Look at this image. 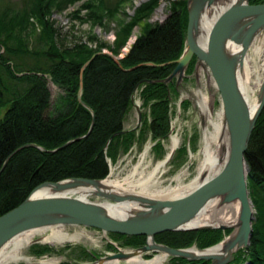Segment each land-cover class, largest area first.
<instances>
[{
	"label": "trees",
	"instance_id": "1",
	"mask_svg": "<svg viewBox=\"0 0 264 264\" xmlns=\"http://www.w3.org/2000/svg\"><path fill=\"white\" fill-rule=\"evenodd\" d=\"M77 1L26 0L22 6L11 8L4 7V0H0V169L16 149L38 147L24 148L6 163L0 174V216L20 205L43 183L74 178L104 180L110 172L109 162L115 165L145 134L158 141V148L170 132L171 102L178 92L174 81L167 85L161 81L170 75L175 67L172 62L185 48L187 0L171 2L169 15L156 24L148 20L160 0L147 1L129 21L118 23L111 45L91 35L87 42L67 47L58 41L50 18L53 11L61 12ZM125 1L87 0L81 9L86 11V22L103 28L105 20L114 19ZM248 1L250 5L264 3ZM80 12L76 10V18ZM135 27L141 28V34L119 57ZM193 66L194 61L187 73ZM80 79L81 100L87 108L77 100ZM48 83L62 93L53 105ZM136 95L149 115L147 119L142 114L139 129L127 127ZM91 113L94 123L89 135L52 153L88 133ZM245 160L255 222L249 247L239 251L230 264H264V108L251 134ZM229 232H165L154 240L173 249H205L221 242ZM111 236L130 249L142 247L146 241L144 236ZM47 251L50 249L46 247L33 253ZM169 263L209 264L178 258H169Z\"/></svg>",
	"mask_w": 264,
	"mask_h": 264
},
{
	"label": "water",
	"instance_id": "2",
	"mask_svg": "<svg viewBox=\"0 0 264 264\" xmlns=\"http://www.w3.org/2000/svg\"><path fill=\"white\" fill-rule=\"evenodd\" d=\"M229 1H231L230 5L216 19L210 30L205 47L200 46V22L204 12L218 3ZM144 2L146 0H141L137 7ZM186 10L184 51L179 59L172 62L175 64L174 69L161 83L167 85L175 81L178 90L187 77L186 73L192 61H194L192 72L194 75L197 76L199 71H203L213 81L221 104L222 123L228 136L227 158L220 173L207 180L206 175L203 174L200 178L201 183L194 190L180 198L170 200L155 199L135 193H117L102 184L106 178L104 180L74 178L56 183H43L37 186L20 205L0 216V251L24 233L63 226L85 227L99 230L104 234L146 238L142 247L129 251L119 250L109 256L97 258L92 264L129 261L148 253L187 262L230 264L239 251L249 247L256 212L247 183L248 165L245 153L255 124L264 108V77L256 92L257 107L252 113L240 90L239 78L248 51L259 36L264 37V3L250 5L248 0H187ZM93 57L83 66L81 72ZM81 94L82 79H80L77 100L86 107L81 100ZM135 110L138 116L137 127H139L141 112L138 108ZM91 115V126L85 136L68 141L51 152L55 153L88 136L94 123V114ZM200 119L203 127L204 120L201 116ZM28 147L38 148L35 145H25L16 149L5 160L0 174L13 155ZM173 153L174 151L171 152L166 163ZM47 187L51 188L54 194L35 196L37 191ZM83 191L87 198L94 197L102 202H92L87 198L75 196ZM214 200H220L221 205L236 204L237 222L230 226H193L194 219ZM125 203L134 204L135 207L122 216L113 214L107 206ZM212 229L223 232L230 230V232L221 242L205 249L196 247L173 249L154 240V236L165 232ZM218 247L219 249H216Z\"/></svg>",
	"mask_w": 264,
	"mask_h": 264
},
{
	"label": "rangeland",
	"instance_id": "3",
	"mask_svg": "<svg viewBox=\"0 0 264 264\" xmlns=\"http://www.w3.org/2000/svg\"><path fill=\"white\" fill-rule=\"evenodd\" d=\"M86 1L87 0L77 1L61 12L53 11L51 14L50 19L54 22V26L59 34L58 41L64 46L72 47L76 43L87 42L88 37L91 35H94L102 43L108 45L113 44L115 40V32L118 30V23L129 21L133 17L136 9L141 6L137 7L141 0L125 1L119 7L115 18L105 20V27L100 28L98 26L92 27L86 22V11L81 9L82 4L86 3ZM112 1L116 2V0ZM147 1L149 0H146V2ZM173 1L175 0H160L155 11L148 20V23H161L169 15V6ZM25 2L26 0H4L3 6L18 8L25 4ZM77 9H80L81 12L78 15L79 17L76 18L75 12ZM38 28L39 27L37 26L36 34L39 32ZM35 33L30 36L31 41L35 39ZM140 34L141 28L135 27L119 57H122L128 52L129 48H131ZM133 35H136V37L132 44L129 45V40ZM263 40L264 37H258L250 48L246 59H250L253 47L255 45H260ZM103 52L106 53L107 50L104 49ZM256 61L259 66V73H262L261 67L264 66V46L262 47L261 54ZM192 72L186 73L187 77L179 86L178 94L171 102V137L174 136L178 138V146L174 150L171 159L157 175L161 187H166L167 185L175 186L177 182L173 181V179L179 174H182L180 177V184L182 185L190 183L196 175L198 162L200 160L199 152L202 144V125L198 110L199 107L197 105V91H204L205 97L210 103L209 110L213 115L218 113L221 108L218 93L211 85L209 75L206 72L199 71L196 76ZM263 76L264 73L262 74V79ZM48 87L53 105L62 93L51 83H48ZM258 88L259 86L257 87L256 92ZM135 100L139 101L138 95L135 96ZM142 112L144 115L146 114L143 110ZM136 116L135 110L132 109L127 119L128 128H133L137 125ZM147 119H149V117ZM136 136L138 137V135ZM171 137L162 143L160 142L159 147L156 148V143L148 137V134H145L142 140H137V142H135L136 145L115 165L111 166L107 178L124 183V180L135 170L137 171L135 179L147 176L152 172L158 162L165 159L171 145ZM75 196L79 197L80 194H75ZM87 199L92 202H102L100 199L94 197H88ZM59 228H62V230L69 235L81 234L82 238L79 241L64 243L61 245H51L46 242V240H38L37 243L32 242L22 251V255L26 257L28 261H20L15 264H92L97 258L109 256L117 253L119 250H130V248L122 245L121 241L112 237L111 235L113 234H103L100 231L85 227L63 226ZM46 247L49 248L50 251L44 252L40 255H35L33 253L35 250L44 249ZM155 256H159V254L148 253L140 256V258L149 261ZM113 262H115V264H131L128 261ZM161 264H170L168 257H164V261Z\"/></svg>",
	"mask_w": 264,
	"mask_h": 264
},
{
	"label": "bare ground",
	"instance_id": "4",
	"mask_svg": "<svg viewBox=\"0 0 264 264\" xmlns=\"http://www.w3.org/2000/svg\"><path fill=\"white\" fill-rule=\"evenodd\" d=\"M230 3L231 1L218 3L204 12L200 22V46L205 47L208 34L212 29L216 19L228 8ZM135 37L136 35L132 36V38L129 40V45L132 44ZM263 46L264 40L260 43V45H255L253 47L251 54L252 57L250 56L249 60L245 58L243 71L239 78L240 90L246 100L250 113H252L257 107V101L255 98L256 89L260 85L262 81L261 77L264 73V66L261 67L262 73H259L260 70L256 61V59L261 54ZM210 83L214 87V83L211 79ZM196 97L198 100L197 105L199 107V115L204 120V126L202 127V144L199 152L200 160L198 162L196 175L190 183L185 185L180 184V177L182 174H179L173 179V181L177 182L175 186L167 185L166 187H161L157 178L158 173L164 168L171 152L174 151L178 146V138L172 136L169 152L167 153L165 159L161 162H158L152 172H150L147 176H142L135 179V174L137 172L135 170L127 179L124 180V183L107 178L102 182V184L117 193H135L150 198L170 200L180 198L194 190L201 183L200 178L203 174L206 175V180L219 174L226 161L228 152V136L222 123L221 108L218 113L213 115L209 110L210 103L207 101L204 91L198 90ZM52 194H54L52 189L47 187L37 191L35 196H48ZM79 197L82 199L87 198L84 191L80 192ZM107 206L111 212L117 216L125 215L129 210H132L135 207V205L131 203H125L117 206ZM237 216L238 207L236 204L221 205L220 200H214L209 205H207L206 208L194 219L192 225L230 226L237 222ZM35 238L37 240H46V242L51 245H61L64 243L79 241L82 238V235H69L59 227L33 230L24 233L9 242L0 251V264H15L20 261L27 262L28 259L22 255V251L32 242L34 243L37 241ZM216 249H219V247ZM163 261L164 256L159 255L155 256L149 261H145L137 256L130 259L128 262L131 264H161ZM106 264H115V262L112 261Z\"/></svg>",
	"mask_w": 264,
	"mask_h": 264
},
{
	"label": "built area",
	"instance_id": "5",
	"mask_svg": "<svg viewBox=\"0 0 264 264\" xmlns=\"http://www.w3.org/2000/svg\"><path fill=\"white\" fill-rule=\"evenodd\" d=\"M139 101H140V99H139ZM139 101H137V100L135 101V103H136L137 106H140V104H141V102H139Z\"/></svg>",
	"mask_w": 264,
	"mask_h": 264
}]
</instances>
